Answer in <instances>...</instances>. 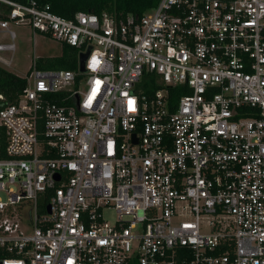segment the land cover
Here are the masks:
<instances>
[{"label":"built area","instance_id":"obj_1","mask_svg":"<svg viewBox=\"0 0 264 264\" xmlns=\"http://www.w3.org/2000/svg\"><path fill=\"white\" fill-rule=\"evenodd\" d=\"M4 4L0 62L14 23L79 63L0 93V264H264V0Z\"/></svg>","mask_w":264,"mask_h":264},{"label":"trees","instance_id":"obj_2","mask_svg":"<svg viewBox=\"0 0 264 264\" xmlns=\"http://www.w3.org/2000/svg\"><path fill=\"white\" fill-rule=\"evenodd\" d=\"M18 3L27 4L30 0H12ZM41 3H49L52 10L66 18H74L78 11L93 12L98 15L108 13L118 21L125 19L129 15L141 18L159 0H38ZM10 7L3 5L1 18H6ZM79 50L68 44L62 45V54L51 57H38L37 66L40 69H72L78 68ZM27 85L25 77H21L0 65V93L5 96L6 102H15L19 99ZM158 86H153L156 89ZM177 95V96H176ZM176 97L180 93H176ZM175 100V98H173ZM179 264H186L180 262Z\"/></svg>","mask_w":264,"mask_h":264},{"label":"rangeland","instance_id":"obj_3","mask_svg":"<svg viewBox=\"0 0 264 264\" xmlns=\"http://www.w3.org/2000/svg\"><path fill=\"white\" fill-rule=\"evenodd\" d=\"M17 31L18 38L16 40L17 48L13 53V63L7 66L4 60L9 59L8 52L2 54L3 61L0 65L9 71L25 77L32 65L34 57H51L62 54V43L55 38L45 35L39 31H34L31 27L25 25L12 24ZM1 41L7 42L6 36L0 38ZM106 217L114 221L117 218L115 210H106Z\"/></svg>","mask_w":264,"mask_h":264},{"label":"water","instance_id":"obj_4","mask_svg":"<svg viewBox=\"0 0 264 264\" xmlns=\"http://www.w3.org/2000/svg\"><path fill=\"white\" fill-rule=\"evenodd\" d=\"M88 54H89V52L81 54V57H80V68H81L82 71L85 69L84 61H85L86 57L88 56Z\"/></svg>","mask_w":264,"mask_h":264}]
</instances>
